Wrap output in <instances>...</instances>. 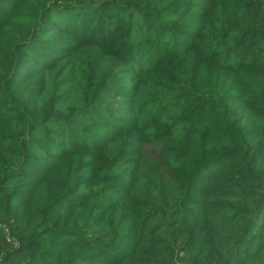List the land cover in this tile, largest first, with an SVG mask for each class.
<instances>
[{"label":"trees","instance_id":"16d2710c","mask_svg":"<svg viewBox=\"0 0 264 264\" xmlns=\"http://www.w3.org/2000/svg\"><path fill=\"white\" fill-rule=\"evenodd\" d=\"M0 264H264V0H0Z\"/></svg>","mask_w":264,"mask_h":264}]
</instances>
